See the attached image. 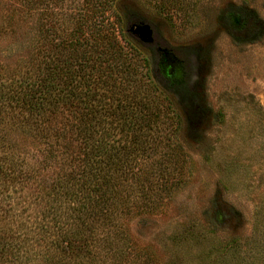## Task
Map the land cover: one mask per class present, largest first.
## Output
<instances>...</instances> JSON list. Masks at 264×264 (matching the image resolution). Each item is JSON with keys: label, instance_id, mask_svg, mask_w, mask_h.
<instances>
[{"label": "rangeland", "instance_id": "374dc122", "mask_svg": "<svg viewBox=\"0 0 264 264\" xmlns=\"http://www.w3.org/2000/svg\"><path fill=\"white\" fill-rule=\"evenodd\" d=\"M49 72L88 95L29 114ZM97 139L80 219L45 194ZM0 160V264H264V0H0Z\"/></svg>", "mask_w": 264, "mask_h": 264}, {"label": "trees", "instance_id": "16d2710c", "mask_svg": "<svg viewBox=\"0 0 264 264\" xmlns=\"http://www.w3.org/2000/svg\"><path fill=\"white\" fill-rule=\"evenodd\" d=\"M52 72L47 73L46 79L39 80V84L37 86L29 85L26 89L22 92V105L27 108L29 114L32 112H39L42 113L46 110L47 105L54 104L53 100H55V95H60V93L65 92L63 94L65 97L71 95L73 92L78 91V87L73 86V89L69 86L68 89L64 91V87H58L54 85L51 81V77L49 76ZM84 74L80 75V78H85ZM89 78V77H87ZM85 89L82 92H77L76 95H88V86L85 85ZM60 90V91H59ZM59 91V92H58ZM90 92V90H89ZM59 102V101H58ZM86 105V104H85ZM82 109V108H81ZM92 109V107H91ZM132 124H135L132 122ZM94 130V129H93ZM94 132V131H93ZM95 133V132H94ZM90 135H85L84 140L91 139ZM82 139V138H81ZM83 139L82 143L83 144ZM96 145L94 146V152H82L83 158L81 160V164H76L70 170L74 174L68 173V177L63 182H54L52 185L46 188H49L50 192L45 194V196L50 197L54 196L55 199L58 197L61 198H68L72 203H75V207L71 208L74 213H77L76 216L78 218L83 215L89 214V212L93 209L101 212L100 208H102L103 200L105 199L106 193H109L108 187H110V182L106 179L108 175L109 169L102 166V160L98 159L101 155V139L95 140ZM109 143V142H108ZM82 151V150H81ZM118 152L116 146L111 145V149L109 152ZM114 155V154H113ZM97 157V158H96ZM6 163V164H5ZM6 165V166H4ZM7 162L0 160V174L3 176L6 175ZM43 191V190H42ZM75 216V217H76ZM51 221L55 220L54 218H50ZM75 219V218H74ZM68 224H66L65 228H60L59 230V237L62 238L61 233L62 231L67 230ZM69 229V228H68ZM67 240H58L57 248L61 247L62 249H66V245L71 243L72 238H66Z\"/></svg>", "mask_w": 264, "mask_h": 264}, {"label": "water", "instance_id": "95a60500", "mask_svg": "<svg viewBox=\"0 0 264 264\" xmlns=\"http://www.w3.org/2000/svg\"><path fill=\"white\" fill-rule=\"evenodd\" d=\"M140 28H138V30H139ZM141 31H143L144 30V28L143 29H140Z\"/></svg>", "mask_w": 264, "mask_h": 264}, {"label": "flooded vegetation", "instance_id": "af4514ba", "mask_svg": "<svg viewBox=\"0 0 264 264\" xmlns=\"http://www.w3.org/2000/svg\"><path fill=\"white\" fill-rule=\"evenodd\" d=\"M171 68V67H170Z\"/></svg>", "mask_w": 264, "mask_h": 264}]
</instances>
